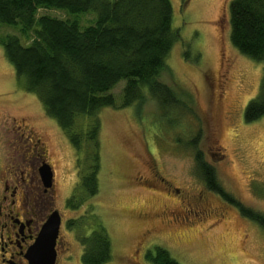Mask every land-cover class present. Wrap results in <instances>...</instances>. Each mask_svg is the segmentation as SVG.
Instances as JSON below:
<instances>
[{
  "label": "rangeland",
  "instance_id": "rangeland-1",
  "mask_svg": "<svg viewBox=\"0 0 264 264\" xmlns=\"http://www.w3.org/2000/svg\"><path fill=\"white\" fill-rule=\"evenodd\" d=\"M230 1L171 0L179 38L158 79L185 107L165 114L147 88L143 101L122 105L126 80H120L111 90L115 104L97 113L99 190L93 196L78 186L91 164L93 143L83 141L81 151L74 148L0 43V162L17 159L27 130L45 139L69 247L59 264H83L81 236L99 225L112 243V258L104 264H154L145 255L158 245L180 264H264V226L209 190L196 168L199 150L232 196L264 214V115L245 120V108L260 89L264 62L233 45ZM39 14L73 18L82 28L97 17L93 10L69 14L42 8ZM6 33L20 35L19 25L2 24L0 37ZM20 37L29 44V37ZM226 59L232 64L222 96L213 103V78L225 73ZM92 119L79 115L73 130L86 133ZM71 197L78 206L68 205ZM210 206L220 214H209ZM172 211L180 219L173 222Z\"/></svg>",
  "mask_w": 264,
  "mask_h": 264
},
{
  "label": "trees",
  "instance_id": "trees-1",
  "mask_svg": "<svg viewBox=\"0 0 264 264\" xmlns=\"http://www.w3.org/2000/svg\"><path fill=\"white\" fill-rule=\"evenodd\" d=\"M42 8L61 9L69 14L93 10L95 23L81 27L73 18L39 14ZM230 37L242 53L264 62V0H231ZM171 0H0V27L19 25L20 35L0 37L5 55L26 87L35 92L46 111L67 132L78 151L83 141L93 143L88 171L78 186L88 196L99 190L98 111L115 104L111 90L126 80L122 105L143 101L145 88L156 98L165 114L185 104L173 89L158 79L179 31L172 26ZM79 115L93 116L86 133L74 131ZM264 115V72L258 94L245 108V120ZM199 134L192 143H196ZM196 168L205 186L236 205L241 213L264 226V214L243 205L219 182L215 168L196 153ZM75 196V195H74ZM73 196V197H74ZM68 205L78 206L74 198ZM70 225L72 221L69 223ZM83 264H104L112 258V243L103 226L82 235ZM154 264H180L164 247L146 252Z\"/></svg>",
  "mask_w": 264,
  "mask_h": 264
},
{
  "label": "flooded vegetation",
  "instance_id": "flooded-vegetation-1",
  "mask_svg": "<svg viewBox=\"0 0 264 264\" xmlns=\"http://www.w3.org/2000/svg\"><path fill=\"white\" fill-rule=\"evenodd\" d=\"M225 64V73L218 79L213 78V103L222 96L226 72L232 62L226 59ZM32 134V130H27V136L23 138L26 143L20 148L17 159L0 162V264H31L37 239L55 211L61 217L54 243L55 264H59L61 255L69 249L62 235L63 214L57 207L58 187L50 150L44 138ZM43 165L49 166L52 173L48 181L42 177ZM208 212L220 214L213 206ZM172 214L173 222L180 219L173 211Z\"/></svg>",
  "mask_w": 264,
  "mask_h": 264
},
{
  "label": "water",
  "instance_id": "water-1",
  "mask_svg": "<svg viewBox=\"0 0 264 264\" xmlns=\"http://www.w3.org/2000/svg\"><path fill=\"white\" fill-rule=\"evenodd\" d=\"M42 177L45 181L50 180L51 170L49 166L41 167ZM61 225V217L58 211L53 212L47 222L44 224L42 231L33 248L31 264H55L56 251L54 243L58 237Z\"/></svg>",
  "mask_w": 264,
  "mask_h": 264
}]
</instances>
